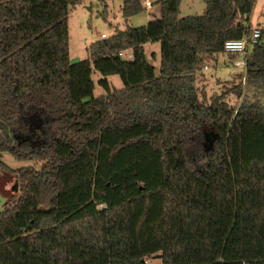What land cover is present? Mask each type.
I'll return each instance as SVG.
<instances>
[{"label":"trees","instance_id":"1","mask_svg":"<svg viewBox=\"0 0 264 264\" xmlns=\"http://www.w3.org/2000/svg\"><path fill=\"white\" fill-rule=\"evenodd\" d=\"M87 1L0 0V156L43 164L13 171L22 186L0 210V264H264V143L249 140L264 136V104H206L195 86L250 28L255 0H204L183 18L180 0H159L157 19L72 64L68 14ZM97 1L106 12L111 0ZM120 1L126 23L146 0ZM148 43L160 44L158 76ZM93 70L123 88L102 79L94 98ZM244 78L264 93V45Z\"/></svg>","mask_w":264,"mask_h":264},{"label":"rangeland","instance_id":"2","mask_svg":"<svg viewBox=\"0 0 264 264\" xmlns=\"http://www.w3.org/2000/svg\"><path fill=\"white\" fill-rule=\"evenodd\" d=\"M152 3V9L143 10L136 15L123 20L120 12L121 1H107V9L104 12L103 5L97 0L87 1L70 9L68 14V37H69V61L74 64L82 62L88 58V48L93 43L101 39H107L113 36L117 31L124 30L127 26L132 28L141 27L147 24L153 14H158L159 0H149ZM144 3V1H143ZM143 5V4H142ZM205 12L204 0H180L179 18L186 16H201ZM249 27L263 29V34L259 43L264 45V0H255L252 13L249 16ZM102 35L105 37L102 38ZM252 52L249 47L247 56ZM152 53H154L152 55ZM144 54L148 63L155 70V75H159L160 44L148 43L144 45ZM230 58V61L227 59ZM245 57L238 54L228 57L225 53L218 54L213 59L205 62L203 69L197 72L195 86L199 101L209 104L212 99L224 97L232 108L237 109L238 105L245 100H260L264 104V93L255 91L243 83L244 69L235 67V61H242ZM206 67V69H205ZM92 81L94 84L93 97L107 95L105 89L99 84V81L106 79L111 92L123 88V84L117 75L107 78L102 77L98 72H92ZM210 133V132H209ZM208 133V134H209ZM206 134V136L208 135ZM206 138V137H205ZM250 144L261 145L264 143V136L256 131L249 135ZM206 144V142H204ZM1 162L9 170L0 169V210L11 206L19 197V191L22 184L18 181L16 171L21 168L34 167L40 169L43 165L35 161H17L13 156L1 154ZM16 186L17 192L13 191ZM149 264H161L159 258L148 261Z\"/></svg>","mask_w":264,"mask_h":264},{"label":"built area","instance_id":"3","mask_svg":"<svg viewBox=\"0 0 264 264\" xmlns=\"http://www.w3.org/2000/svg\"><path fill=\"white\" fill-rule=\"evenodd\" d=\"M145 10H151L152 9V3L150 1H144L143 5ZM262 32L260 28H248L246 33L240 38V39H234V40H228L223 45V53L228 55V57H232L234 55L243 54L245 59L242 61H235L234 65L235 67H239L241 69H244V77L246 73V58L249 47L256 46L259 44L260 38H261ZM105 36L102 35V38ZM118 56L124 60L130 61L132 60V51L131 50H125L118 53ZM230 61V58L227 59ZM206 69V67H205ZM243 77V80L245 78ZM244 83V81H243ZM149 260L144 261V264H149ZM246 264V263H244Z\"/></svg>","mask_w":264,"mask_h":264},{"label":"water","instance_id":"4","mask_svg":"<svg viewBox=\"0 0 264 264\" xmlns=\"http://www.w3.org/2000/svg\"><path fill=\"white\" fill-rule=\"evenodd\" d=\"M214 140H215V136H214L213 133H209V134L206 136V138H205V142H206L205 147H206V150H207V151L211 149ZM13 191H14L15 193L17 192L16 186H14Z\"/></svg>","mask_w":264,"mask_h":264},{"label":"crops","instance_id":"5","mask_svg":"<svg viewBox=\"0 0 264 264\" xmlns=\"http://www.w3.org/2000/svg\"><path fill=\"white\" fill-rule=\"evenodd\" d=\"M147 1H149V0H147ZM256 3H257V0H256ZM153 17L157 19L159 17V12H158V14H153L148 22L154 20ZM152 54H154V53H152Z\"/></svg>","mask_w":264,"mask_h":264}]
</instances>
